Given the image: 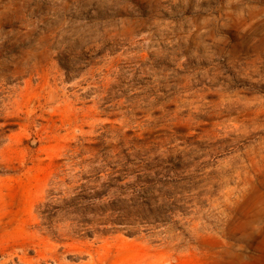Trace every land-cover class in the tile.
<instances>
[{"label": "rangeland", "instance_id": "1", "mask_svg": "<svg viewBox=\"0 0 264 264\" xmlns=\"http://www.w3.org/2000/svg\"><path fill=\"white\" fill-rule=\"evenodd\" d=\"M0 264H264V0H0Z\"/></svg>", "mask_w": 264, "mask_h": 264}]
</instances>
